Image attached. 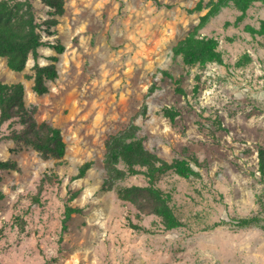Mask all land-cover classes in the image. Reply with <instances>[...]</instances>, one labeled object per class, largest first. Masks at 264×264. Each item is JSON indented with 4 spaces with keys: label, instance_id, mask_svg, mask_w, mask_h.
Masks as SVG:
<instances>
[{
    "label": "rangeland",
    "instance_id": "1",
    "mask_svg": "<svg viewBox=\"0 0 264 264\" xmlns=\"http://www.w3.org/2000/svg\"><path fill=\"white\" fill-rule=\"evenodd\" d=\"M31 1L37 20H58L53 34L42 33L64 45L58 77L37 94L33 57L15 71L0 56V79L23 82L26 105L35 106L38 121L60 128L66 151L60 159L42 158L4 138L11 127L0 124V159L18 165L0 170V264H264V229L229 226L256 212L258 196L264 197V167H258L264 33L246 28L259 27L264 3L253 2L237 24L233 5L210 17L197 32L218 39L223 63L189 65L173 48L199 23L209 0H64L62 15ZM54 53L43 45L38 61L50 62ZM165 107L177 112L174 120L162 113ZM131 122L146 148L168 161L188 159L200 174L169 171L158 182L181 220L175 228L166 229L153 213L136 217L133 204L103 186L104 141ZM46 172L57 181L40 188ZM119 183L146 178L130 175ZM66 205L78 211L64 227Z\"/></svg>",
    "mask_w": 264,
    "mask_h": 264
},
{
    "label": "trees",
    "instance_id": "2",
    "mask_svg": "<svg viewBox=\"0 0 264 264\" xmlns=\"http://www.w3.org/2000/svg\"><path fill=\"white\" fill-rule=\"evenodd\" d=\"M50 7L54 14L62 15L64 12V0H41ZM157 1V0H153ZM264 0H209L207 11L201 15L199 23L181 39L173 48L174 53L179 54L186 64H205L206 62L223 63V57L219 41L213 36L199 35L198 27L204 25L210 17L215 16L223 7L233 5L239 14L235 18V24L239 23L246 15L249 6L255 2ZM202 7V2L197 4V9ZM58 22L52 16L37 20L31 0H0V56L6 58L7 66L15 71L22 70L31 55L34 59L32 89L37 94L48 91L47 80L58 77L55 62L58 54L64 50V45L46 41L43 32L53 34L56 30L52 27ZM251 33H264V20L260 21L258 28L246 26ZM46 45L56 51L48 56L50 62L38 61L39 48ZM25 87L23 82L8 83L0 79V124L8 122L11 127L4 138L20 142L33 147L42 158L53 157L60 159L66 151V144L59 127L41 120L35 116V106L26 105ZM143 106V111L145 110ZM162 113L170 120H174L177 112L165 107ZM19 124V127L15 125ZM139 126L133 122L111 133L104 141L105 177L103 186L114 189L119 199L130 202L137 209L136 217L140 218L142 213H153L159 216L166 229L181 225L170 201L171 194L163 190L158 182L163 175L173 171L181 177L190 178L199 176L198 170L190 160L185 158H174L170 161L160 157L157 153L146 148L142 138L138 135ZM196 162V159H194ZM90 161L79 167L78 176H82L90 166ZM258 167L260 171L264 167V152H258ZM18 169L17 162L12 159H0V170ZM143 174L146 178L145 184H120L127 176ZM1 180V175H0ZM57 181L54 173H44L40 179V188L45 183ZM259 209L250 215L239 216L229 222L232 228L259 227L264 229V197L258 196ZM78 211L70 205L65 206L63 226L71 217L72 213ZM129 226L135 230L146 228L129 220Z\"/></svg>",
    "mask_w": 264,
    "mask_h": 264
}]
</instances>
